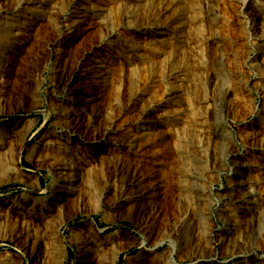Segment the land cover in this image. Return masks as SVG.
Masks as SVG:
<instances>
[{"label": "rangeland", "instance_id": "1", "mask_svg": "<svg viewBox=\"0 0 264 264\" xmlns=\"http://www.w3.org/2000/svg\"><path fill=\"white\" fill-rule=\"evenodd\" d=\"M150 1L138 2L132 14L137 26L128 28L121 0H56L52 9L82 21L62 27L59 44L51 43L54 36L45 32L43 19L21 12L25 4L7 8L0 0V26L1 19L30 18L21 46L13 43L1 53L7 59L0 74V136L12 144L14 155V146L22 138L30 139L32 147L52 130L51 105L61 103L65 94L49 74L55 49H66L68 80H74L83 64L105 74L104 104L113 98V110L107 115L113 121L112 136L138 138L130 148L111 147L127 171L115 174L96 161L100 178L92 182L89 194L78 198L68 194L60 212L51 213L53 236L61 233L65 240L63 255L72 251L68 264H79L76 233L84 239L97 237L106 257L120 248L114 264H149L152 256L144 260L146 248L152 249L154 257L170 255L175 264H207L210 248L216 259L213 264H253L254 258L264 264V203L260 215L249 220L245 229L237 225L226 244L220 240L232 221L241 219L231 202L236 163L245 156L258 165L257 157L264 153L256 127L264 119V33L257 29L264 20V0H183L179 4H185L181 5L185 13L198 18L189 34L177 33L181 27L173 23L171 9L175 0L170 1L172 6L166 0L159 8ZM91 12L105 13L108 24H97ZM124 51L138 63L133 70L127 66ZM41 63L40 79L33 80V70ZM34 86L39 87L37 94L32 92ZM214 113L227 135L224 141L201 131L205 128L201 123L208 125ZM80 128L77 132L91 136L85 125ZM72 132L63 130L67 135ZM104 148L108 147H99V151ZM36 155L0 163V217L10 211L13 202L28 207L33 199L36 208L51 203L56 181ZM87 157L82 159L87 161ZM256 165L251 173L262 186L264 177ZM131 173L155 188L154 203L147 209L126 198ZM10 215L0 230V264L63 262L66 255L59 263L58 251L54 254L46 249L43 238L34 245L21 242L20 236L27 231ZM111 224L115 228L108 230ZM187 248L201 257L187 259Z\"/></svg>", "mask_w": 264, "mask_h": 264}, {"label": "bare ground", "instance_id": "2", "mask_svg": "<svg viewBox=\"0 0 264 264\" xmlns=\"http://www.w3.org/2000/svg\"><path fill=\"white\" fill-rule=\"evenodd\" d=\"M52 1L53 0H2V2L6 4L7 8H10V6L13 8L14 5L17 6L21 4L22 6V4H25V6L21 9V12L25 13L26 11H28L30 13V16L32 15L38 16L39 18L43 19L44 24L47 26L45 28V32L52 33V35L54 36L51 43H56V42L59 43L60 40L58 39H59V34L62 33L61 31L62 27L66 29L71 28L74 22L77 23V22H82V21H78L74 17H68L66 14L65 16L64 14H62L63 10L55 11L54 9H52L53 8L52 4L56 0L53 2ZM142 1L144 4L145 2H147V0H121V6H122L121 8L124 9L123 11L124 12L123 16L125 18L124 20L128 28L130 25L131 26L136 25V23H134L133 21L134 17L132 19V16H133L132 14L135 8H137L136 7L137 4H139ZM165 1L166 0H151L150 3L154 7L158 6V4L161 7L162 3L168 4L171 0H167V2ZM182 1L183 0H175L174 6H172V3L170 2L172 6L171 9L174 14L173 23L181 27V29H179L177 33L180 34L182 33V31H184L183 33L187 34L188 32L189 34V31L192 29L191 26L194 24L192 22L196 21V19L198 18H196L195 13H194L195 15L193 14L187 15L186 14L187 12L185 13L186 9L183 10L182 9L183 6H181L184 3H182L181 5L179 4V2L181 3ZM54 4H57V3H54ZM108 7L110 8V6L107 5L106 9L109 11ZM163 7L164 6H162V8ZM157 8H159V6ZM183 8H186V7H183ZM91 14L98 18L97 24H99L100 26H105L108 24L107 23L108 16L106 17L105 13L97 14L96 12H91ZM108 15H109V12H108ZM82 16H86V15H82ZM23 18L24 19L22 20L18 19L17 21H14V20L9 21L6 18L4 20L1 19L3 22L1 24L2 26H0L1 28L0 30V64H1L0 74L3 71V68L5 67L4 66L5 59H7V58H3L1 53H4L5 52L4 49H7L13 43H16L18 46H21V44L25 41L27 37L26 35H24V32L27 31L26 21L28 17L25 16ZM31 22H33V20H31ZM258 25H261L262 28L258 27L257 29L262 30V33H264V20L262 23L260 21ZM217 37L214 36L213 38H217ZM208 38H210L209 35L206 39ZM217 48H218V51H221L222 49V48L219 49V46ZM89 52H93V50H90ZM124 54H125L124 59L127 63V66L131 67L130 70H133L136 66L135 64L137 63V61L136 62L133 61L132 60L133 56H130L127 52L124 51ZM36 55H38V53ZM67 57L68 55L66 53V49L57 48L55 49L54 60L51 63L52 66H51L49 78L51 79L52 82H55L57 84L58 91L65 94V99L61 103L56 104V105H53L52 103L51 105L50 110L52 114L51 116L52 130H50L46 134H43L40 137L39 141L36 143V145L34 144L35 146L30 147L29 150H27V153L25 155L21 152V147L22 145H24L23 138L20 141H18V143H16V145L14 146L16 147L17 150H16V153L13 155L12 147H11L12 144H9V142L5 140L4 137L0 136V163L5 161L6 158L9 160V158L11 157H12L11 159H13L14 162H18L20 156H24L27 159H30L33 155H36V153L37 154L39 153L38 156L36 155L38 158L39 164L44 165V167H46L47 172L56 181V192L54 193V197L49 205H44V206H39V207L37 205V208H36L35 202L33 199L32 201H30L31 203L28 207H23L20 203L13 202L11 205H9L8 209H10V211L7 210L8 211L7 214H5L4 217L2 216L0 217V230L4 228L5 226L4 223L7 224L8 222L7 220L10 219V218L9 219L7 218L8 216H11L10 213H12V217H14L15 221L18 222L19 226L25 229L24 231H27L25 233V236H20L19 240L21 242H24L25 244L34 245L38 239H41V238L45 239L46 249H50L52 253H54L55 250L58 251L56 255L59 259V263L62 261L63 256L65 255V254L63 255L64 247H65L64 246L65 240L63 236L61 235V233L59 234L57 233L56 235L53 236V234L55 233H53L52 231L53 223L51 222V217H50V215H52L51 213L53 211L57 212L60 210L68 194L75 195L77 196V198H78V195L84 194V197H86L85 194H89L90 190H92V187H93L92 182L97 181L100 178L97 167L95 166L97 164L96 161H99L100 164L107 169L111 167L114 170L115 174H120L124 170L127 171L128 168L127 166H125L124 162H122L119 159L117 160L114 158L113 154L111 153V150H112L111 147L112 146L113 147L126 146L127 148H130V147L135 146L133 142L138 140V138L136 137L133 138V137H130L129 135L121 136L120 134L119 136L117 135L118 137H114V135L112 136V133H110L112 129L111 124L113 121L107 115L110 114L113 110L112 108L113 98H109L108 100L109 103L104 104L105 102L104 100L105 97H103L104 86L102 83L104 82L103 80L105 79L104 78L105 74L103 73L99 74L101 72L100 69L92 70V67L88 68L86 67L85 64H83V67L78 69V72L76 73L74 80L70 81L66 78V75H65L66 73L65 70L67 66L66 65ZM220 58L221 57H219V59ZM133 59L136 60L135 57ZM77 68L78 66L75 67V69ZM43 70H44L43 64L41 63L33 70V73H32L33 80L34 78L35 80L36 78H39ZM38 88L39 87L34 86L32 92L34 94H37ZM51 95H49L48 93L47 96L50 97ZM211 112L213 113L214 111H211ZM209 120L210 121L208 122V125L206 122L201 123L202 126L205 127L204 129H201V131L204 130L206 133L210 134L212 137H216L218 140L224 141V139L227 138V135L224 132L223 128L221 127L222 125L219 121V118H217L216 113H214L213 118ZM259 121L260 122L256 125L257 131L259 132L257 133L260 136V141L262 140V142L264 143V119H261ZM161 122L162 121H160L159 124H161ZM82 125L83 126L85 125L86 127L85 129H87V131L91 134V136H87L86 138L85 135L82 134L84 131L81 133L80 131L77 132L78 130L81 129L80 127ZM59 129L60 131H58ZM63 130H70V131L72 130L73 132L71 133V135H67L63 133ZM104 146H107L108 148L107 149L104 148L103 150L99 151L100 150L99 147H104ZM80 148H82L83 150L82 152L80 151ZM85 156H88L87 161L82 159ZM257 159L259 160V161L257 160L258 165H256V162L255 164H251L250 160L245 156L242 157V159H239V161L236 163V166L238 169H236L235 180L233 184L234 186L233 190H235V193L232 195L231 202H232L233 208L237 211V214H239V217L241 219L239 220V222L231 220L232 223L230 222L231 223L230 227L229 228L227 227L223 231V236L221 237L220 240L225 241V244H226V241L229 240V235L233 233L232 230L237 225L244 227L243 229H245L246 226L248 225L249 220L252 221L254 220V218L260 215L261 208L264 206L263 204L264 203V185L262 186L259 185L260 183L255 176L256 174L254 175L251 173L252 165H256L257 169H259V173H261L262 176L264 177V153H261L257 157ZM80 162H82V164ZM251 162L254 163L253 161ZM176 175H177L176 179H178V174ZM128 177L129 178H127L126 183L128 184L130 190L126 198L129 199L131 203L138 206L140 209H142V207L146 209L149 208L154 203L155 188L154 189L150 188L149 184H146L145 181L141 177L135 175L134 173H131V175ZM26 191L27 193H29L31 190H26ZM196 199H199V196H196ZM197 204L198 203H196V205ZM39 225L41 226L40 230H39ZM260 231H261L260 228L256 231L257 235L259 234ZM75 237L79 243V247L76 250V258L78 259L76 262H78L79 264H82V263H85L88 261L90 262L93 260L95 262L103 260L104 264H106L107 262L108 264H114L117 253L120 250V248L115 247V249L111 252L110 256L106 257L103 254H101V251H102L101 244L103 242L99 241L97 237L90 236L89 238L84 239L81 237L79 233H76ZM146 240L149 242L148 239ZM209 244L210 243H208V245ZM210 249L207 251L208 252L207 255L205 254L207 258L206 261L209 262L207 264H213L215 262L213 260H216V259H213V256L215 255L211 254L213 253V251ZM191 251L192 250L190 248L185 249V256L187 259L198 260L201 257L199 256V254H196L194 252L190 254L189 252ZM151 252H152V249H149V248L145 249V256L147 258L144 257V260L148 261V258L152 256L149 259L150 260L149 264H175L176 263L172 257L170 258V255L166 259H162L160 256L154 257L153 254H151ZM240 252L241 251H237L236 254ZM244 255H241V256H244ZM246 256L248 255H245V257ZM252 260L254 261L253 264L260 263L255 258L251 259V261Z\"/></svg>", "mask_w": 264, "mask_h": 264}, {"label": "trees", "instance_id": "3", "mask_svg": "<svg viewBox=\"0 0 264 264\" xmlns=\"http://www.w3.org/2000/svg\"><path fill=\"white\" fill-rule=\"evenodd\" d=\"M23 144H24V145H22V147H21V152L24 154V153L28 150V148L30 147V145H31V140L28 139V140L24 141ZM92 218H93V217H92ZM115 225H116V224H111V225L108 227V230L115 228ZM66 252H67V250H66ZM69 261H70V259H69V258L67 259V256H66L65 259L63 260V262H62L61 264H68Z\"/></svg>", "mask_w": 264, "mask_h": 264}, {"label": "crops", "instance_id": "4", "mask_svg": "<svg viewBox=\"0 0 264 264\" xmlns=\"http://www.w3.org/2000/svg\"><path fill=\"white\" fill-rule=\"evenodd\" d=\"M65 255L67 256V259H71L72 257V251L70 249L67 250V252L65 251Z\"/></svg>", "mask_w": 264, "mask_h": 264}]
</instances>
